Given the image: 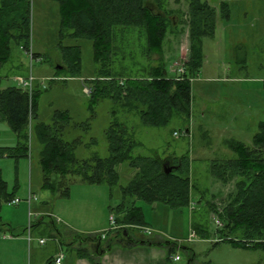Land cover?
I'll list each match as a JSON object with an SVG mask.
<instances>
[{"label": "rangeland", "instance_id": "1", "mask_svg": "<svg viewBox=\"0 0 264 264\" xmlns=\"http://www.w3.org/2000/svg\"><path fill=\"white\" fill-rule=\"evenodd\" d=\"M204 1L215 11L214 33L211 38L201 40L203 63L190 83L187 125L174 118L164 127H146L137 114L108 98L92 103L83 91L96 76L92 42L59 38V7L52 0H31L30 53L11 45L10 59L0 70V89L14 86L24 91L17 81L31 77L32 86L40 92L37 120L52 126L57 113L68 115L70 120L58 134L64 143L71 145L79 163L94 155L102 159L109 156L105 133L114 123L124 124L133 133L139 146L132 150V156L169 159L175 164L182 160L183 173L188 174L186 177L192 188L189 206L175 208L167 203L147 204L133 200L142 212L143 228H148L152 234L136 226L129 231L134 239L153 237L174 242L176 247L171 256L178 255L180 261L168 260L161 247L137 249L134 257L150 264H189L192 252L195 255L193 264H264V249L234 246L229 240L239 241V237L224 233L220 218L222 226L217 228L208 208L214 196L219 209L234 183L223 186L213 179L211 164L235 158L228 148L231 141L251 146L258 124L264 120V0ZM223 4L227 5L225 12ZM167 8L178 9L184 14L187 3L186 0H167ZM182 16L172 14L173 25L183 28L184 32L177 42L174 36L168 37L165 46L169 77H174L180 59L188 56L189 37L182 24L186 17ZM126 37L121 45L124 58L116 62L118 68L129 70L135 65L137 70L157 64L155 56L153 59L143 56L144 41L138 38L137 30ZM59 46L80 48L78 74L60 70L63 63ZM31 120L27 126L26 155L0 157L1 176L12 198L19 201L17 205H10L9 201L0 205V264H45L56 252L55 240L59 237L54 238V229L62 234L63 264H75V253L67 250L69 245H74L73 238L67 236L69 227H78L76 231L80 236L99 231L106 234L107 240L111 238L109 218L113 212L109 209L122 202L121 188L130 181L133 170L127 163L117 165L119 182L112 188L106 184L82 182L78 176L53 175L52 182L48 180L53 186L51 192L44 184L39 164L42 145L31 132ZM16 145L17 139L8 121L0 119V150ZM65 185L69 188L68 196L61 195ZM28 196L32 198L30 204ZM100 224L103 230L92 231ZM192 231L195 237L188 241ZM41 239L45 241L42 245L39 244ZM83 244L91 245L89 242ZM75 245L79 247L78 243ZM124 249L120 242L112 245L114 252Z\"/></svg>", "mask_w": 264, "mask_h": 264}, {"label": "trees", "instance_id": "2", "mask_svg": "<svg viewBox=\"0 0 264 264\" xmlns=\"http://www.w3.org/2000/svg\"><path fill=\"white\" fill-rule=\"evenodd\" d=\"M52 1L59 7V38L86 39L92 42L93 61L97 68L96 76L89 86L92 103L108 98L123 109L137 114L146 127H164L174 118L188 124L190 83L203 63L201 40L204 37L211 38L214 33L215 11L206 1L186 0L184 14L178 9H168L167 0ZM30 7L31 0H0V70L10 59L11 45L18 46L25 53L30 51ZM222 7L224 12L227 11V5L223 4ZM175 13L186 17L182 24L187 28L189 48L187 58L181 59L184 74L169 77L165 46L168 37L174 36L177 42L184 32L183 28L177 29L173 25L172 14ZM133 30H137L138 38L144 41L143 56L147 59L155 56L157 64L137 70L135 65L129 70L118 68L116 62L120 57L124 58L121 56L122 42L131 36L126 37ZM123 33L126 35L123 36ZM58 51L63 63L60 70L71 75L78 74L80 48L59 46ZM32 57L37 56L32 54ZM30 94L14 86L0 89V119L8 121L17 139L15 148L0 150V157L26 155L27 126L32 119L31 132L42 145L39 164L44 184L51 192L53 186L48 184V180L51 181L53 175L78 176L82 182L106 184L112 188L119 182V174L115 170L117 165L127 163L133 170L130 181L121 188L122 202L109 209L113 212L111 216L114 221V225H110L117 228L109 232L111 238H106L102 244L103 233L80 236L68 230L67 236L72 237L74 242L81 245L91 243L87 248H76V256L87 259L91 264H101L100 258L112 250L114 242H120L124 248H164L168 260L170 258L178 262L173 260L178 255L171 256L176 247L174 242L153 237L134 239L129 231L135 226L138 230L148 229L143 228L142 212L133 204V200H142L147 204L167 203L175 208L189 206L192 188L186 177L188 174L183 173L185 166L182 160H177L178 164H175L169 159L132 156V150L139 146L133 133L124 124L114 123L105 133L109 156L102 159L94 155L79 163L75 160L71 145L64 143L58 134L70 120L68 115L57 113L52 126L39 122L36 111L40 92L34 86ZM228 148L235 154V158L213 162L210 175L223 186L234 182L233 190L227 193L222 205H219L220 210L217 209L214 196L208 208L211 214L220 218L224 233L227 231L239 237V241L229 240L234 246L244 248L251 245L264 249V120L258 124L251 146L231 141ZM163 166L171 171L166 174ZM68 190L65 185L61 195L68 196ZM12 199L0 173V205ZM50 223L53 226L52 219ZM54 231V238L59 237L61 241L62 234L56 229ZM124 231L128 233V239L122 237ZM194 256L191 252L189 264H193ZM51 261L52 258L45 264Z\"/></svg>", "mask_w": 264, "mask_h": 264}, {"label": "crops", "instance_id": "3", "mask_svg": "<svg viewBox=\"0 0 264 264\" xmlns=\"http://www.w3.org/2000/svg\"><path fill=\"white\" fill-rule=\"evenodd\" d=\"M77 229H78V227L76 229H73V228L69 227V230L73 231L75 233H78L76 231ZM94 230H103L102 224H100L98 227H96V229L94 228L92 231H94ZM55 242H56V246H55V251L56 252L54 253L53 256H55V254L59 250L63 251V246H64V243L61 242L58 239H56ZM76 243L79 244V247H83V248L89 247V246H87V244H82L81 245L79 242H74V241L72 242V244H74L73 246L69 245L67 250L70 251V252H74L75 253V257H76L75 264H91L87 259H80L79 257L76 256V252H75L76 251V247H74V246H76L75 245ZM146 248H152V247L135 246V247H131V248H126L123 251L117 250L116 252L111 250L109 252H106L100 258V261H101V264H150L149 261H147L145 259L134 257V254H135L137 249H146ZM53 256L51 258H53Z\"/></svg>", "mask_w": 264, "mask_h": 264}, {"label": "built area", "instance_id": "4", "mask_svg": "<svg viewBox=\"0 0 264 264\" xmlns=\"http://www.w3.org/2000/svg\"><path fill=\"white\" fill-rule=\"evenodd\" d=\"M175 73L177 74V76H182L184 74V67L183 65L180 63V64H177V68L175 70ZM18 85L20 87H22L24 89V91H27V92H31L32 90V84L34 82V80L29 77V78H20L18 81ZM262 86L264 88V82L262 83ZM83 91L84 93H86L87 95H89L91 93V89L88 88V87H84L83 88ZM174 135L176 136L177 134L174 133ZM28 201L27 203L30 204L31 203V199L29 196H28ZM19 203L18 199H13L9 202L10 205H17ZM213 220H214V223L215 225L217 226V228H220L222 226V224L220 223L219 219L218 218H215L214 216L212 217ZM109 221H110V224L113 226L114 225V221H113V218L112 216H110L109 218ZM144 232L146 234H151V231L149 229H144ZM195 237V234L194 232L192 231L189 236H188V241L192 240L193 238ZM45 241L43 239L39 240V244H44ZM64 259V255L59 252L58 254H56V256H54V258L52 259L51 263L50 264H62V261ZM174 261H179V257L176 256L174 257L173 259Z\"/></svg>", "mask_w": 264, "mask_h": 264}, {"label": "water", "instance_id": "5", "mask_svg": "<svg viewBox=\"0 0 264 264\" xmlns=\"http://www.w3.org/2000/svg\"><path fill=\"white\" fill-rule=\"evenodd\" d=\"M163 170H164V172H165L166 174H167V173H169V172L171 171V169H170V168H167V169H166V167H165V166H163ZM123 234H124V236H126V237L128 236V233H127V232H125V231H124V233H123Z\"/></svg>", "mask_w": 264, "mask_h": 264}]
</instances>
